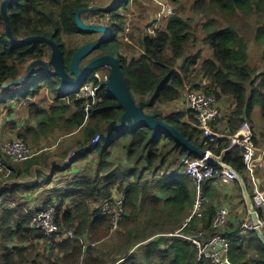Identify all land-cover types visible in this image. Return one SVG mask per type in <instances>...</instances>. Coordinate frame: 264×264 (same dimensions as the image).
Segmentation results:
<instances>
[{
	"label": "trees",
	"instance_id": "1",
	"mask_svg": "<svg viewBox=\"0 0 264 264\" xmlns=\"http://www.w3.org/2000/svg\"><path fill=\"white\" fill-rule=\"evenodd\" d=\"M6 1L0 0V90L3 91L0 109L7 108L13 118L16 103L24 104L35 123L26 124L20 135L34 143L56 130L57 134L79 133L75 134L78 137L73 145L61 154L65 162L70 151L88 145L97 134L103 138L74 160L88 159L97 152V165L91 167L94 173L79 175L70 183L71 205L65 202L67 197L58 196L60 208L55 221L62 232H73L69 237L47 235L29 226L33 211L56 201L50 200L34 209L21 199L34 188L27 179L33 165H43L40 158H28L23 163L4 158L11 170L8 176L3 175L8 179L0 184V264H214L211 260H199L198 248L190 241L171 235L176 231L195 233L201 223L210 227L219 207L214 201L215 194L208 195L206 191L204 216L184 226L193 206L195 186L183 167L176 165H180L183 155L190 153L197 157L198 153L190 151L178 133L199 151L207 146L192 112L163 111L165 104L182 97L186 81L196 80L192 70L201 53L193 50L196 41H192L195 33L190 20L173 5L169 17H162L163 21L167 20L166 26L162 27V22L155 26L156 35H149L146 28L137 30L140 53L129 58L125 47L131 50L133 46L123 42V36L133 37V34H121L126 30L128 16L123 9H129L130 0H97V3L95 0H14L6 6L4 14ZM170 1L181 3V0ZM194 8L206 18L203 38L212 49V56L197 68V76L201 74L203 81H196L197 86L191 88L206 87L210 93L219 97L230 95L237 101L238 111L230 117L228 130L233 133L251 119L255 106L262 107L264 116V67L253 66L248 51L251 36L259 46L264 45V0H195ZM96 15L111 22L106 23L107 27L111 26L110 35L101 41L96 34L98 28L89 25ZM253 15L259 16V22L251 25L248 17ZM6 16L10 19L11 34ZM246 25L249 28L244 33ZM89 34L96 37L94 41H85L88 49L67 40ZM30 38L33 39L20 43ZM106 56L118 58L132 100L126 105L134 114L172 127L178 133L142 120L138 122L136 115L130 114L109 82L98 75L106 64L114 66L113 63L98 64L87 73L80 88L70 87L73 76L80 79L76 72L79 67L85 69L81 73L85 75L90 66ZM88 84H92V95L84 94ZM43 90L53 99L48 107L41 106L49 100L42 97ZM90 119L94 122H89ZM22 121L17 125H24ZM260 143L256 138V144ZM228 145L227 139L222 140L216 152ZM116 148L124 152L118 163L110 159L111 150ZM223 159L249 181L240 147L228 150ZM61 170L62 167H57L51 174ZM42 171L39 168L36 174ZM218 177L221 176L207 180L205 190ZM18 178L24 180L23 184L9 183ZM115 190L117 194L124 192L126 199L120 227L112 233L111 218L103 214L101 205ZM249 190L252 192V186ZM237 229L238 226L229 229L227 223L220 229H212L208 237L215 232L227 234ZM110 237L115 239L112 244V239L107 240ZM38 240L43 241L42 251L37 246ZM50 240L52 246L48 249ZM230 260L232 264H264V241L257 231L233 239Z\"/></svg>",
	"mask_w": 264,
	"mask_h": 264
},
{
	"label": "built area",
	"instance_id": "2",
	"mask_svg": "<svg viewBox=\"0 0 264 264\" xmlns=\"http://www.w3.org/2000/svg\"><path fill=\"white\" fill-rule=\"evenodd\" d=\"M12 2L14 0H7ZM172 9H169V13ZM107 28L110 35L111 28ZM109 67L108 64L105 68ZM92 90V84L84 89ZM186 90L183 97L186 100V109L195 112L197 117V126L202 131L204 144L207 146L205 150L199 151L197 157H192L187 153L181 157V163L186 174L193 180L195 186V199L189 215L184 221V226L191 224L194 218H202L205 214L206 206V190L204 184L210 178L219 175L222 179L229 182L240 181L239 172L231 168V165L224 161L223 155L233 147L242 149V156L250 181L252 182L253 192L252 199L256 207L257 220L254 221L251 211L245 219L240 223L235 232L222 234L215 232L214 235L208 237V231L202 228L197 229L194 233H184L176 231L171 235H180L190 241L198 248L197 257L199 260H211L214 264H232L230 260V247L233 239L239 235H244L250 231L259 228L264 230V187L260 185L258 179V167L263 164L262 155L258 154L260 148L256 144V133L249 121H244L240 127L233 133L221 131L215 128L216 123L222 115L221 108L218 106V98L214 93H208L204 89L195 90L194 88ZM2 94L0 93V96ZM100 135L97 134L88 145L75 149L68 156V162H71L77 155L85 152L88 147H94L99 141ZM227 139L229 145L223 148L220 153L216 150L221 146L222 140ZM0 142V173L8 176L10 174L9 166L4 162V158L11 161L23 162L27 156H33L35 149L28 147L21 142L11 143V141ZM264 153V147H263ZM9 154L10 156H7ZM214 160L211 161L210 158ZM22 178L13 179L10 184H23ZM126 194L123 192L118 196L106 199L101 205L103 214L109 215L112 222V230L120 227V221L124 215ZM60 208L59 201L48 204L41 210H35L30 217L29 226L33 229L43 231L47 235H56L58 237L72 236V231L62 232L61 228L56 224L55 218L57 210ZM230 211L227 207L221 206L217 209L211 223L212 229H219L228 223Z\"/></svg>",
	"mask_w": 264,
	"mask_h": 264
},
{
	"label": "rangeland",
	"instance_id": "3",
	"mask_svg": "<svg viewBox=\"0 0 264 264\" xmlns=\"http://www.w3.org/2000/svg\"><path fill=\"white\" fill-rule=\"evenodd\" d=\"M95 1L97 3V0H95ZM102 1H106V0H102ZM194 3H195V0H181L180 4L179 3L174 4L170 0H130L129 6H128L129 9H126V10L123 9L124 11L128 12V14H127L128 16H127L126 30L124 33L121 34L122 36L125 33H130V32L133 34V37L123 36L124 37L123 42H126L129 45L132 43L133 47L131 48V50L128 46L125 47L128 57L129 58H132L133 56L137 57V55L140 53V50L137 49V45L139 44V39L137 37L138 36L137 30L146 28L147 33L149 35H152V36L156 35V34H154L155 26L161 22H162V24H161L162 27L166 26L167 20L163 21L162 17H163V15L169 17V15H170V13H172V11L170 13L168 11L170 8L172 9V7L174 5L176 10L178 9V12L180 13V15H182L184 18H187L190 20V23H191L192 27L194 28L193 31L195 33L194 39L192 41H194V42L196 41L194 43V49L193 50L194 51H200V53H201V57H199L197 60L196 67L192 70L193 71V77H194V79L196 78V80L195 81L188 80V82L187 81L185 82L184 91L186 90L187 92L190 91L189 89H191V87L197 86L196 81H199V80L201 82L203 81L204 78L201 77L202 76L201 74H199L197 76V74L199 73V72L196 73V71L198 70L197 68L202 66V64L206 58H209L212 56V49L209 47V45L206 42H204V38H203V36H205V34H206L204 31V26H203L206 18L204 15L195 11L196 9L194 8ZM248 19H249V21H251V25L255 24L256 22L257 23L259 22L258 21L259 20L258 15H253L250 18L248 17ZM240 20H244V19H240ZM92 21H93V24H89V25H93V26L97 27L99 30L98 33H96L97 38L100 39V41L105 39L108 36L107 28H106L107 27L106 23L108 20L107 19L105 20L103 17H99L98 15H96V17H94V19H92ZM90 23H92V22H90ZM108 23H111V22L108 21ZM147 25H150V26H147ZM247 28H249V26L246 25L244 30H243L244 33L246 32ZM252 34H253V32L251 34H249L248 36H251ZM95 37H96L95 35L89 34V35H84L83 37H68L67 40H68V42L71 40V42L73 44L82 45V47H84L83 49H88V46L85 47V44H84L85 41H87V40L94 41ZM126 37H127V40H126ZM134 50H137V51L135 52ZM248 51L250 54L249 58H250L251 64L255 67H260L262 69L264 67V61L262 59V54L264 52V45L259 46V44L254 40L253 36H251V37H249V49H248ZM112 69L113 68L111 66L106 67L105 69H103L102 73L98 72V74H100L99 76H101V77L103 76L104 81L109 82V85L111 86V89L114 91L115 94L117 92V88H120L121 98L123 100L124 99L126 100V99H128V94H127V92L123 91V89L126 90L124 82H123L124 80L119 82L118 81V73L116 71L114 72ZM84 71H85V69L82 67H79L78 70H76V72H78L79 74H81ZM71 82L77 87L80 84L81 80L75 75L71 78ZM0 89H2V88H0ZM198 89H204V91L209 93V91L206 87H200ZM198 89H195V90H198ZM184 91H183V93H184ZM0 93L3 95L2 90H0ZM84 94H86V95L91 94L92 95L93 89L91 91H90V89L84 90ZM214 94L217 96L218 102H220L218 106L221 108L222 115H223V111L228 112V113H232V114L238 111L237 101L232 96L223 94L219 97L216 93H214ZM42 97H45V98L49 97V100L46 102V104H44V103L41 104L42 107H48L53 102L52 97H50L48 95V93H46V90H43ZM32 98L34 99L35 97H32ZM129 98L131 99L130 96H129ZM37 99H40V96H38ZM25 100L26 99H24L23 102H25ZM19 103L20 102L16 103L14 113L12 114L14 116L13 118H11L10 115L8 114L9 111L7 108L0 109V142H3L2 140L11 141V143L21 142L28 147L29 146L32 147L33 149L35 147H37V148H48L52 144L56 143V145L53 146V149L44 151L42 153L48 152L47 154H52L48 162L59 163V166L62 167V170L60 172L64 173V176H61V173H58V174L56 173V174H54V176H50L48 172H52L53 167L51 165H49L46 168H43V171H42V177L45 181L44 186L46 187L50 182H53L54 184H57V181L68 182V180L64 179V178L66 175H71L70 171L68 172V170L71 169V167H73V164L75 163V161H74L75 159H73L71 162H68V160H66V162H65L63 159V156L61 154H59L60 150H57V149L60 148L59 143H61V145H62L61 147L66 146L69 148L70 146H72L74 141L78 137V135H75V134H79V133H77L75 131L71 132V133H65V132L61 131V133L56 134V135L53 134L51 137L49 135L47 138L43 139L39 143H34V142L30 141L31 140L30 138L27 140L25 137L20 135V132L24 129L25 125H22V124L17 125V123L20 120H24L25 122H28L27 119H29L30 121H33V123L32 122H30V123L34 124L35 120L32 119L28 115L27 108L25 107V105L19 104ZM124 103L126 104L125 101H124ZM185 103H186V100L184 99V97L182 95V97L180 99H178L176 101H170L167 104H165L163 106V111L165 113H169L171 111H177V110L187 111L185 108ZM88 109L89 108L87 107L86 110L88 111ZM188 112L190 113V111H187V114H188ZM192 113L196 117V113L195 112H192ZM130 114H132V113H130ZM187 119L188 118L186 117V120ZM196 119H197V117H196ZM221 119H222V116L219 118L218 122L216 123V126L221 121ZM136 120L140 121L141 119L137 118ZM245 121L250 122V124L254 128V131H255L257 137H258V133L264 134V116H263L262 107L260 105L255 106V108L252 112V115H251V119L245 120ZM89 122H94V121L90 119ZM151 122L154 123V121H151ZM86 125H87V123L85 124V126ZM196 126H197V123H196ZM99 135H100V138H99L98 143H100V141L103 138V136L101 134H99ZM262 139H264V137ZM105 142H107V139H105ZM3 143H5V142H3ZM96 145H98V144H96ZM262 145H264V141L261 140V143L258 147L260 148ZM89 149H93V148L90 147ZM51 150H53V151H51ZM72 151H70V154ZM86 151H88V150H86ZM85 152H83V153H85ZM259 152H260V150L258 151V154L260 155L261 153H259ZM96 153L97 152H94L92 155L89 156V158L90 157L95 158L97 156ZM122 155H124V152L122 150H120L119 148H116V149L111 150L110 159L112 161H116L118 163V162H120V159L122 157H124ZM7 156H10V155L7 154ZM26 158L28 159V158H30V156H27ZM84 161H86V160H84ZM9 162H11V161H9ZM23 162H25V160ZM23 162H21V163H23ZM96 164H97V162H96ZM176 166H179L180 168L183 167V166H181V162H180V165L177 164ZM64 167H68L67 170L64 169ZM77 167H79L78 164H77ZM260 169H263V171H264V168H260ZM80 171L82 172L83 170H80ZM162 172L165 173V170H163ZM88 173H90V171ZM3 175L4 174L0 173V184H2L3 181L8 179L6 177H3ZM149 175L150 174L148 173L146 175V178L149 177ZM45 191L37 194L38 197L43 196V199H44L47 195L46 194L47 192H45ZM252 192H253V187H252ZM118 195L119 194H117L116 196H118ZM223 204L224 203H219V205H220L219 207H221V205L223 206ZM46 206H48V205H46ZM205 208H206V206H205ZM164 219L165 218H163L161 220H164ZM162 223H165V222L162 221ZM129 225H133V224L130 223ZM200 228H202L203 230L208 231V232L210 231L208 234H210L211 230H212L211 224H210V227H206L203 223H201L200 226L198 227V229H200ZM115 231H117V229L112 230V233ZM111 239L112 238L110 237L107 240H111ZM50 241L51 242L48 243V245H47L48 249H51V246H52L51 245L52 240H50ZM114 242H115V239H112L110 244H112ZM39 244L41 245V248L39 249V251H42L41 249L43 248V241H42V243H39ZM85 248L87 249V245H85ZM23 264H29V263H23Z\"/></svg>",
	"mask_w": 264,
	"mask_h": 264
},
{
	"label": "crops",
	"instance_id": "4",
	"mask_svg": "<svg viewBox=\"0 0 264 264\" xmlns=\"http://www.w3.org/2000/svg\"><path fill=\"white\" fill-rule=\"evenodd\" d=\"M101 71H103V69H101ZM101 71H99V73H102ZM98 75H100V74H98ZM123 91L127 92L124 89H123ZM127 94H128V99H126V100L124 99V101L127 103L132 102V100L129 98L130 95L128 92H127ZM185 108H186V104H185ZM27 113H28V110H27ZM221 116H222V119L217 124V126L215 125V128L219 129L221 131L228 132V130L230 128V117L232 116V113H228V112L223 111V115H221ZM27 120H28V122L22 121V122H24V125L29 124L30 122L33 123V121H30L29 119H27ZM32 125L34 126V124H32ZM57 133L58 132L56 130V131L49 132V135L51 137L53 134L56 135ZM262 134L263 133H258V137L256 135V138L264 141V139H262L264 137V135H262ZM55 145H56V143L49 146L48 150L53 149V146H55ZM59 145H60V148L57 150H60L59 154H62L63 150L68 148V147H66V146L61 147L62 146L61 143H59ZM263 147H264V145H262L260 147V152H261V155L263 157V164L258 167L257 173H258V179L260 181V185L264 187V171H263V169H260V168H264V153L262 151ZM35 151H36V153L33 154V156H31L30 158H33V157L40 158V160L43 162V165L40 167L38 165H33L31 167L32 174L30 175V178L27 179V181H30L34 185V188L32 190H30L29 192L25 193L24 195H22V197H21L22 201H26L30 207H33L34 209H38V208H41L44 205H46V203L47 204L50 203L48 201L53 200V199L58 200V196H61V197H67L65 202L67 204L71 205L72 199L70 198L71 197L70 191L72 190L73 187H71L70 183L75 181L79 175L86 174L89 171H90V173H92V172L94 173V171H93V169H91V167L95 168L97 165L95 158L90 157L89 159H84L86 161L77 160V162H75L73 164V167H71V169L68 170V172L70 171L71 175H66L64 178V179H67L68 182L57 181V184L50 182L45 187L44 186L45 181L42 177V172H40L41 174H36V170L39 168L43 169V166L46 168L47 166L51 165L53 167L52 172H54V169H56L57 167H61V166H59V163H57V162H53V163L48 162L52 154H47L48 152L42 153L44 151H47L44 148H37L36 147ZM51 151H53V150H51ZM77 164L79 165V167H77ZM80 170H83V171L81 172ZM175 171L177 172L178 170H175ZM168 172L165 170V173H168ZM48 173L50 176H54V174H56V173H54L52 175L51 172H48ZM58 173H61V172H58ZM61 176H64V173H61ZM248 180L249 181L247 183L250 187V186H252V182L250 183L249 178H248ZM43 191L47 192L46 193L47 195L44 199H43V196L38 197V195H37ZM206 191H207L208 195L213 194V193L215 194L214 195L215 196L214 201H215V203L218 202V206H220L219 203H224L223 206L228 207V209L230 211L229 219H228L229 229L234 228L235 226H239L240 223L245 219V217L247 216V213H248V204H247L245 196H244V192H243L241 182L240 181L229 182V181H225L221 177H218V178L212 180L211 182H209L207 184ZM117 192H118V190H115L113 196H116ZM113 196H111V197H113ZM105 200L106 199H104V201ZM209 201H210V198H209ZM1 241H2V239L0 237V244L2 243ZM39 243H42V240L37 241V246H40V248H41V245H38ZM25 245H27V244H25ZM51 245H52V243H51Z\"/></svg>",
	"mask_w": 264,
	"mask_h": 264
},
{
	"label": "water",
	"instance_id": "5",
	"mask_svg": "<svg viewBox=\"0 0 264 264\" xmlns=\"http://www.w3.org/2000/svg\"><path fill=\"white\" fill-rule=\"evenodd\" d=\"M9 3H11V2L6 1V2L4 3V5H3L2 11H3L4 14H5L6 6H7ZM6 18H7V21H8L9 32H10V34H11L10 19L8 18V16H6ZM78 20H79V18H78ZM32 39H33V38H30V39H27V40L22 41V42H20V43L28 42V41H30V40H32ZM113 59L116 60L117 73H118V81L121 82V81L123 80V75H122V72H121V69H120V64H119V61H118V58H117V57H116V58H113L112 56H106V57H104V58L98 60L97 63H95L94 65H92V66L88 69V71L86 72V75H87V73H88L90 70H92L93 68H95L98 64L103 63V62H105V61H112ZM60 60H61V70H62V73H63V58H62V55H60ZM81 86H82V81L80 82V84L78 85L77 88H80ZM116 96L121 100L122 104H124L125 106H127V105L124 103V100L121 98L120 88H117ZM127 108H128V111H129V112H131V113L134 114V112L130 109V107L127 106ZM134 115H136V117H137L138 119H141L142 121H145V122H147V123H149V124H151V125H153V126H159V127L164 128V129H167V130H170V131H173V132L178 133V132H177L174 128H172V127L165 126V125H160V124H157V123H152L151 121H148V120L144 119V118H143L141 115H139V114H134ZM178 135L180 136V138H181L183 144H184L185 146H187L188 149H189L190 151H193L194 153H199V149H198V147H197L196 145H194L190 140H188V139L182 137V135H181L180 133H178ZM210 160L213 161L214 159L211 157ZM231 168H234V167L231 165ZM234 169H235V168H234ZM239 178H240V182H241V184H242V188H243V192H244V196H245L246 202H247V204H248V208H249L250 211H251V214H252V217H253L254 221H256V220H257L256 207H255L254 202H253V199H252V194H251V192H250V190H249V187H248V184H247L246 180L244 179V177H243V175H242L241 173H239ZM255 231H257V233L259 234V236H260V237L262 238V240L264 241V230H263L262 228H259V229L255 230Z\"/></svg>",
	"mask_w": 264,
	"mask_h": 264
},
{
	"label": "clouds",
	"instance_id": "6",
	"mask_svg": "<svg viewBox=\"0 0 264 264\" xmlns=\"http://www.w3.org/2000/svg\"><path fill=\"white\" fill-rule=\"evenodd\" d=\"M108 36H109V35H108ZM113 58H116V57H113ZM109 62H110V63H113V65H114V66H112V64H109V66H111V67L113 68L112 70H113L114 72H115V71L117 72L116 60L113 59L112 62H111V61H105V63H109ZM103 63H104V62H103ZM78 74H79V73H78ZM86 76H87L86 73H85V75H81V74H79L80 80H81L82 82H83V80H85ZM69 85H70L71 88H77V87H78V86L76 87L75 85L70 84V83H69Z\"/></svg>",
	"mask_w": 264,
	"mask_h": 264
}]
</instances>
